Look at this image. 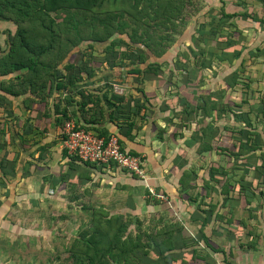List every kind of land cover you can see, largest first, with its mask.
<instances>
[{"label": "crops", "instance_id": "0c3cea01", "mask_svg": "<svg viewBox=\"0 0 264 264\" xmlns=\"http://www.w3.org/2000/svg\"><path fill=\"white\" fill-rule=\"evenodd\" d=\"M203 1L212 2L214 53L211 59L206 56L211 61V74L196 72L195 85L179 87L173 81L179 77L170 74L167 80L166 72L142 82L141 77L127 74L128 69L110 70L99 64L101 73L93 65L95 75L84 76L74 92L58 90L56 84L50 85L51 92L49 89L41 96L31 92L11 96L0 91V256L6 243L9 246L29 237L41 238L47 203L54 208L127 213L150 224H177L185 238L201 236V220L208 213L202 212L203 205H207L203 202L211 196L210 192L218 198L222 193L217 183L212 182L211 189L207 188L210 167H219L226 157L219 156L216 149L207 155L198 154L202 142L192 138L200 126L196 121L184 120V100L196 105L202 93L211 91L226 95L230 104H240L245 103V96L264 94V0ZM207 10L208 5L201 8L196 18L204 16ZM201 25H197L199 34ZM4 36L5 32H0V50L5 45ZM218 45L226 49L228 60L221 59V53L217 56ZM237 49L241 55L232 57ZM174 59L162 61L173 66ZM82 91L87 99L77 93ZM90 94L99 97L100 102L91 103ZM84 101L87 105L82 106ZM258 107L264 112L263 104ZM64 111L74 113L71 120L82 128L117 135L125 152L141 158L145 178L115 167L85 165L68 155L63 144L62 128L67 121L62 115ZM231 121L234 125L235 121ZM206 171L208 177L204 176L201 182L199 175ZM256 174L251 170L246 175L249 198L230 188L225 202H210L216 209L209 217L205 233L221 243L213 251L216 256L211 255L217 264H264V172L258 173V178ZM183 176L188 181L186 186L181 184ZM225 203L228 209L222 213L220 209ZM195 227L198 233L192 235L190 230ZM192 250L178 255L192 258ZM197 253L205 256L207 251L199 249ZM195 260L206 264L200 258ZM189 261L181 259L179 264H190Z\"/></svg>", "mask_w": 264, "mask_h": 264}, {"label": "trees", "instance_id": "16d2710c", "mask_svg": "<svg viewBox=\"0 0 264 264\" xmlns=\"http://www.w3.org/2000/svg\"><path fill=\"white\" fill-rule=\"evenodd\" d=\"M183 3L184 0H0V23L5 21L16 27L14 33L5 31V45L0 50V91L11 96L29 92L41 96L48 93L49 89L51 92L53 86L50 85L56 84L58 90L74 92L80 87L84 76L92 78L95 75L92 67L95 63L107 66L110 70L128 69L127 74L141 77L142 82L151 76H161L165 73L162 59L167 58L166 54L170 50L174 51L176 41L184 34L183 30L178 29L184 25ZM206 28V24L201 25L199 38H192V41H201L200 44L196 43L193 50L196 71L210 67L206 56L209 55L211 59L214 53L211 47L214 33L212 28ZM82 47L87 49L84 58L73 61L72 57L78 55ZM94 53L98 56H94ZM215 53L217 56L221 53V59L228 60L226 49L220 45ZM177 55L175 69L184 72L189 67H186V58L180 53ZM240 55L238 49L232 52V57ZM120 76H123L121 71ZM186 77V86L192 84L189 82L192 73L186 74ZM140 81L137 80L138 83ZM77 93L86 98L83 91ZM89 98L93 104L100 102L96 95L90 94ZM117 99L124 101V98ZM184 102L187 106L181 114L183 117L185 115L184 120L204 123L198 130L203 136L197 150L199 155H207L215 150L213 143L223 138L220 136L223 135L222 130H227L225 133L231 135L236 133L234 129H238L242 140L238 145L235 144L237 152L218 146L217 154L236 161L245 151L256 154L261 147L262 163L254 170L259 174L264 172V128L261 130L260 124L250 116L253 111L245 113L242 103L230 104L226 102V95L211 91L202 93L196 105L191 106L186 100ZM85 105L87 103L84 101L82 106ZM215 113L214 119L212 115ZM62 115L71 120L75 114L69 115L64 111ZM217 120L231 122L217 130L213 128ZM209 127H212V133ZM99 135L109 134L105 132ZM197 135L196 132L192 141L198 140ZM220 167L211 168V178L206 182L208 190L212 187L216 173L221 171L225 178L229 177L222 193L228 195L232 188L249 198L247 190L250 186H245L249 169H243L237 178L232 171L240 167L233 166L231 171L224 167L221 170ZM187 182L183 176L182 186H186ZM248 184L253 186V183ZM215 209V206H210L212 214ZM91 216L90 224L74 237L65 260L67 264H174L178 261V254L187 249H193L192 259L200 258L206 264H217L210 252L205 256L197 253L201 242L206 250L216 251L205 233L209 226V215L201 220L199 238H185L177 224H155L151 227L150 223L127 213L93 209Z\"/></svg>", "mask_w": 264, "mask_h": 264}, {"label": "rangeland", "instance_id": "374dc122", "mask_svg": "<svg viewBox=\"0 0 264 264\" xmlns=\"http://www.w3.org/2000/svg\"><path fill=\"white\" fill-rule=\"evenodd\" d=\"M209 3L210 2H206L203 0H184V3H183L184 6L182 9V20L184 22V25L182 24L178 28L180 31L183 30L184 34L178 39V41H176L177 43L175 45L174 51L170 50L169 53L166 54V56L167 58L175 57L173 61L175 62L177 61V58L179 56V55L176 56V53L178 54L180 53V56H183L184 58L187 59V60L185 59V64H186V67L188 66L189 67L187 68L186 71L183 72L182 70L175 69V64H173V66H170L169 61L163 63V66H164L163 69L166 72V75H165L166 79L168 78V76L171 78L170 74H173L174 78L179 77V79L173 80L174 84L179 87L181 86V84L186 86L184 80L187 78L186 74H190V72L192 73V77L189 82L194 83V85L196 82L195 81L196 72L211 74V67L209 68L210 70L206 69L202 71L201 70L196 71L195 67L197 63H196V57L194 56L195 53L193 52V50L195 49L196 43L200 44L201 41H192V38L194 36L199 35V33L196 31L197 28L199 30V26L197 25H201L205 23L207 26L209 25L208 29H211L210 21L212 17L211 15L212 14V2L210 4ZM207 5L209 6V10L206 11L204 16L199 17L197 19L196 18L197 12H199L201 8ZM197 22L198 24L196 25ZM15 29L16 27L13 23H8L5 21H2L0 23V32H5L6 30H10L11 32L14 33ZM5 36L3 37V41H5ZM206 37H209V36H206ZM202 46H205V45L202 43ZM85 50H87L86 47H82L81 52L77 53L78 55L74 54V56L72 57V60L73 61L75 60L76 62H78L79 60L83 59L84 54H86ZM95 53L98 54L97 52ZM95 53H94V56H98V55H95ZM209 62L211 63L210 60ZM98 65L99 63L94 64L95 70L101 73L100 71L101 69L97 67ZM175 73L179 75L175 76L176 75ZM167 80H170V79H167ZM188 88L191 91L192 89L191 86H188ZM244 100H245L244 101L245 103H243V101L241 102L243 103V108L246 109L245 113L253 111L250 116H252L253 119L255 118V121L258 122V124H260L259 128L262 130L263 124H264V116L262 115L263 111L259 109L258 105H261V104L264 105V94L261 95L259 92H257L256 96H252V97L245 96ZM200 122L202 121L200 120ZM230 122H231L230 120H225L223 123V120L221 121L219 120L217 125L215 124L214 126L213 123L212 125L214 126L213 127L214 129L216 128L218 130L219 128L222 129L225 123L227 124ZM197 124L200 126L198 127L199 129L204 126L203 122L202 123L197 122ZM211 128L212 127L208 128L210 133H212ZM215 132L216 131L214 130V133ZM221 132H223V135L220 134V136H222L223 138L218 141V144L215 143V149L217 150V147L219 146L220 148H227V149L235 150L234 152H237V147L235 146L238 145V143H240V141L242 140V136L239 134V130L234 129V132L236 133L233 132L234 134H231V135L229 133H225L227 132V130H222ZM197 133H198L197 141H199L200 138H202L203 136L199 132ZM216 137H218V135ZM229 160L231 161L230 163H228L227 159L226 160L223 159L222 162L220 161L221 162L220 165L222 166L220 167V169L222 170V168L224 167L227 171L229 170L231 171V168L233 166L234 168L240 167L238 170L232 171V172H235L234 175L237 176L238 174V176H240L241 171H243V169L247 168V169H250L249 171H251V170H254L256 167H258L260 163H262L261 147H260V151H258V153L256 154L247 153L245 151V153H243L242 156L236 158V161L234 159H229ZM213 168H219V167L215 165ZM210 170H211V167H210ZM256 175L258 178V173ZM204 176H207V171H206V174L199 175V180L201 182L204 181ZM208 178H211V175H209ZM224 178L225 176H223L220 171L219 173H216V178L214 179L213 182L216 183V181H218L219 183L217 182V184L219 185L220 188L223 189L224 184L229 179V177H226L225 179ZM210 193H211V196L207 198L206 202H203L204 204H207V205H203V208L205 209H202V210H205L208 212L206 216L209 215L210 217H212V213L209 208L210 202L212 201L214 204L218 200H220L221 202L223 201L225 202L228 199V197L226 196L227 194L220 193L219 195L220 197L218 198L217 197L218 195H216L215 193H212V192ZM227 207L228 206L225 203V207L223 209H220L222 213L227 211L226 210L228 209ZM128 218L130 219V217ZM223 219H224V216L220 220L223 221ZM227 219H228V215H226V219L224 220V223L227 222ZM91 220H92L91 210L89 209H83V208L77 209V208H72V207L54 208L52 207V205L47 203V205H45V208L43 210L42 228H43L44 234L40 236L41 238L29 237L26 240L13 242L9 246L6 243L3 246L5 252L3 251L4 254L0 256V262H2V264H67L65 260L69 255L68 249L72 245L74 237L76 236L77 232H79L81 229L88 226ZM154 225H155L154 223L153 224L151 223V227H153ZM218 226L219 224H217L216 227L214 228L215 231L218 230L219 228ZM223 226L226 227L227 225L224 224ZM210 230L213 232V229H209L208 232H210ZM190 231L192 232V235H195L196 233H198V227H195L194 230H190ZM210 242L212 244L211 246L215 248V250H217V248H220L221 246V243L219 242V240H217V242H214L212 234H210ZM199 248L203 251H207V252L210 251L208 248L206 250L203 242H201V245ZM210 252L213 257L216 256L214 254L215 252L213 251H210ZM180 256H178L179 258L177 257L178 261L177 263H174V264H179L181 259H188V258L191 260L189 261L190 264H202L198 262V260L192 259L188 255L186 257H184L183 254L181 257Z\"/></svg>", "mask_w": 264, "mask_h": 264}, {"label": "built area", "instance_id": "2783aa9c", "mask_svg": "<svg viewBox=\"0 0 264 264\" xmlns=\"http://www.w3.org/2000/svg\"><path fill=\"white\" fill-rule=\"evenodd\" d=\"M62 132L64 148L68 155L77 160L106 168H119L145 178L141 158L125 152L117 135L100 136L80 127L74 120L65 121Z\"/></svg>", "mask_w": 264, "mask_h": 264}]
</instances>
